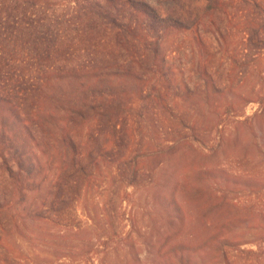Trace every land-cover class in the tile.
<instances>
[{
    "label": "trees",
    "instance_id": "16d2710c",
    "mask_svg": "<svg viewBox=\"0 0 264 264\" xmlns=\"http://www.w3.org/2000/svg\"><path fill=\"white\" fill-rule=\"evenodd\" d=\"M160 1L0 0V264H264V0Z\"/></svg>",
    "mask_w": 264,
    "mask_h": 264
},
{
    "label": "rangeland",
    "instance_id": "374dc122",
    "mask_svg": "<svg viewBox=\"0 0 264 264\" xmlns=\"http://www.w3.org/2000/svg\"><path fill=\"white\" fill-rule=\"evenodd\" d=\"M148 3H150L152 6L156 7V8H161L163 10L166 11H170L173 8L177 7L178 5L173 3V2H161L160 0H147ZM239 39V42H238ZM242 39V36H239V38L237 37H233V41L234 43H229L226 48H223L222 53L224 54V57L226 58V53L225 50H233L236 49V45L239 46V52L241 53L242 51V45L240 44V41ZM185 46V44H184ZM184 49V47H183ZM182 49V50H183ZM246 52V50H245ZM229 54L231 52H228ZM248 55L250 56V60H249V66L246 69V72H248V74L246 75V79H248V83L244 82L243 86H247V88L252 87V84L256 81V78H253V73H259V76L264 77V58L261 57V55L259 54H255L256 52H251L250 50H248ZM186 56V57H185ZM187 56H189V53L186 51L185 54H183V62L185 60V58H187ZM226 63V62H225ZM231 65L229 63H226V66L224 69H228ZM230 69V68H229ZM227 71V70H226ZM238 71V70H235ZM234 74H237L236 72H233ZM253 78V79H252ZM258 81V80H257ZM262 87H264V85L262 84ZM260 105L256 102H251L247 105L246 110H245V116L249 117V116H253L259 109ZM253 126L256 128L257 132L259 133V137H263L262 139H264V116L262 117H258L257 119L254 120V122L252 123ZM262 131V132H261ZM246 135L245 138L246 139ZM233 141L228 142V144L226 145L225 150H223V152L219 155V159H230L236 155H239L242 151H243V145H244V140L243 142H239V140L235 137H233L232 139ZM185 161H182L180 164H177L178 168H179V175H183L184 172L188 171L190 169V167H186ZM177 170V168H176ZM255 171L257 172V177L258 179L264 183V159L261 158V164L259 167V171L258 168L255 169ZM146 191V190H145ZM141 192L139 194V199L137 200L138 203L140 204V209L138 210V212L140 211L141 213H144L147 211V209H150V207L153 209L152 207V203L148 202L145 203L144 198L146 197V193ZM91 198H93L92 196L88 197L79 207V213L81 218H83L85 220V230L83 229V232L80 233V235H78V239L79 240H84V238H89L91 237V235L95 234L96 232L99 231V227L98 223L96 220H94L93 222L89 221L90 217H93L95 214V204L96 203H92ZM89 199V200H88ZM260 204H263L264 206V194H262L261 198H260ZM127 204H124V208H127L128 211H130V209L127 207ZM112 207V206H110ZM134 208H138V204L135 205ZM147 216H145V221H148ZM127 224V223H126ZM125 224V226H126ZM89 226V227H88ZM130 227L127 226L124 228V231H129ZM136 231L138 232H134L135 237L137 238L138 242H142L143 240H141V236L139 237L140 231H139V227L136 228ZM47 232L46 231V227H43L40 231L39 234H43ZM50 232H52L50 230ZM142 233H145L144 230H142ZM248 235H253L252 230L248 229L247 230ZM68 239L75 241V237H69ZM144 243V242H142ZM26 248L31 252L32 254V258L34 260H36L38 262V264H46L45 259H52L53 258V253L55 251V246H51L50 250L47 248L48 246L44 244V242L42 240H38L36 241H29L25 243ZM250 247V246H248ZM140 249H142V251H139L140 253L143 254V261L144 262H150L149 259H152V257H149L147 259V254L146 251H144V246L143 248L139 247ZM138 248V249H139ZM36 262V263H37ZM85 264V263H82Z\"/></svg>",
    "mask_w": 264,
    "mask_h": 264
}]
</instances>
